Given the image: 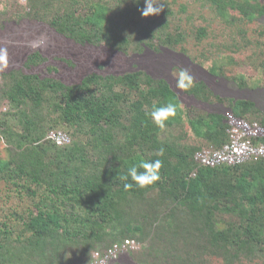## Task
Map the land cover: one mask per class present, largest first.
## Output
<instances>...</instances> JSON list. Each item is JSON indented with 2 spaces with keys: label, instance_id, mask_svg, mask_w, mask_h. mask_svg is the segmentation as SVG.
Wrapping results in <instances>:
<instances>
[{
  "label": "trees",
  "instance_id": "trees-1",
  "mask_svg": "<svg viewBox=\"0 0 264 264\" xmlns=\"http://www.w3.org/2000/svg\"><path fill=\"white\" fill-rule=\"evenodd\" d=\"M204 1L227 19L230 10L248 22L264 13L259 0ZM28 4L27 15L79 43H104L126 52L130 46L141 51V44L155 50L160 45L173 48L182 41V33H167L164 24L158 44L152 42L153 30L140 12L142 0H28ZM168 14L166 9L163 15ZM130 30L140 38L132 42ZM205 35L203 26L196 29V40ZM42 60L33 52L26 64ZM234 81L240 88L246 85L242 79ZM183 92L202 101L210 96L201 81ZM1 96L10 109L0 116V137L12 150L7 159L0 158V181L9 191L24 192L28 203L0 218V264H13L11 258L22 264L87 262L93 249L126 237H146L151 226L152 232L156 226L157 234L164 231L169 244L167 234L177 226L176 234H183V244L193 248L194 256L211 251L226 263L242 252L264 258V158L215 167L193 159L196 150L227 140L224 115L185 118L169 84L141 70L89 73L71 85L11 71L4 77ZM167 103L175 104L177 113L165 125H176L184 117L204 146L159 137L162 128L150 113ZM229 107L245 119L258 113L249 99H230ZM259 120L264 124L263 116ZM49 130L67 133L70 142L58 146L44 139ZM260 141L264 143V137ZM161 150L163 154L157 155ZM156 159L162 161L159 181L139 188L129 180L133 188L124 189L120 176L129 167ZM181 214L190 221L189 227L174 222Z\"/></svg>",
  "mask_w": 264,
  "mask_h": 264
},
{
  "label": "rangeland",
  "instance_id": "rangeland-1",
  "mask_svg": "<svg viewBox=\"0 0 264 264\" xmlns=\"http://www.w3.org/2000/svg\"><path fill=\"white\" fill-rule=\"evenodd\" d=\"M142 1L144 4V0ZM259 2L264 4V0ZM164 3L166 6L158 15L143 18L144 23L148 22V28L153 30L152 42L158 44L157 35L166 24L165 32L172 35L182 33L181 43L173 48L160 45L156 50L141 44V51H135L130 46L124 52L104 43H79L56 32L46 21L27 15L28 0L25 4L14 0L0 1V47L8 50V67L0 68V116L10 109L8 101L1 96V88L5 75L11 71L35 74L39 78H55L71 85L80 82L89 73L121 75L141 70L152 78H162L169 84L178 96L185 118L214 110L213 106L204 103L210 98L201 102L175 86L179 70L186 69L193 76L194 82L204 79L209 84L205 85L210 94L254 100L258 113L249 115L248 118L259 120L261 116L264 117V13L248 22L235 10L229 11L233 18L227 19L204 0H164ZM180 6H185V10L181 11ZM166 9L169 14L165 18L163 13ZM200 26L206 29V35L196 40L195 31ZM127 34L133 36L132 42L135 41L134 38H140L135 31L130 30ZM40 39L44 40L43 46H31L33 41ZM180 47L185 48V51L182 52ZM33 52H38L43 60L26 64L28 55ZM234 78L242 79L246 85L238 87ZM227 105L222 110L216 106L214 111H221L224 115L231 109ZM184 117L176 125H165L159 137L178 144L198 143L200 147L204 146V140L193 137ZM11 150L0 137V158L7 159ZM27 203L24 192L9 191L0 181V218L13 208L21 211ZM177 219L174 222H183L182 228L190 226L185 215L181 214ZM221 219L226 220V215H221ZM155 227L153 232V227H148L151 232H148V236L136 238L140 247L122 255L116 264H264L260 253L247 255L242 252L232 263H226L221 256L211 251L202 254L195 252L194 256L193 248L184 246L183 234H176L177 226L167 234L171 244L166 239L165 232L158 230L157 234ZM165 249L172 251L167 254ZM181 258L185 261L181 262ZM26 260L29 258L25 257ZM11 261L13 264H22V260L19 262L15 258H11ZM88 261L73 262L87 264Z\"/></svg>",
  "mask_w": 264,
  "mask_h": 264
},
{
  "label": "built area",
  "instance_id": "built-area-1",
  "mask_svg": "<svg viewBox=\"0 0 264 264\" xmlns=\"http://www.w3.org/2000/svg\"><path fill=\"white\" fill-rule=\"evenodd\" d=\"M6 2L8 0H0ZM25 4L26 0H14ZM227 140L218 147L205 146L193 153V159L198 165L215 167L221 164L237 165L245 161L264 158V124L257 119L237 117L231 110L224 114ZM44 139L51 140L61 146L70 142L67 133L61 130H49ZM196 170L192 171V175ZM140 247V242L134 237H126L114 241L103 249H93L87 264H116L124 254H129ZM80 264V263H74Z\"/></svg>",
  "mask_w": 264,
  "mask_h": 264
},
{
  "label": "clouds",
  "instance_id": "clouds-1",
  "mask_svg": "<svg viewBox=\"0 0 264 264\" xmlns=\"http://www.w3.org/2000/svg\"><path fill=\"white\" fill-rule=\"evenodd\" d=\"M164 0H144V7L140 9L141 15L147 17L150 15H158L165 7ZM44 45V40L33 41L32 47H41ZM8 67V50L7 48L0 47V68ZM194 85V78L186 69H180L178 75L175 78V86L181 90L188 91ZM231 110V109H228ZM177 113V107L173 103H167L166 105L154 107L150 113L153 122L160 128L165 127V122L169 118H174ZM163 151L157 153L162 155ZM138 168H142L143 171H138ZM162 168V161L156 159L154 161L144 160L137 165H132L127 169L125 174L120 176L121 181H124L123 187L125 190L133 188V183L128 182L131 180L136 187L144 188L155 184L160 180V169Z\"/></svg>",
  "mask_w": 264,
  "mask_h": 264
},
{
  "label": "crops",
  "instance_id": "crops-1",
  "mask_svg": "<svg viewBox=\"0 0 264 264\" xmlns=\"http://www.w3.org/2000/svg\"><path fill=\"white\" fill-rule=\"evenodd\" d=\"M225 94V93H224ZM227 95V94H226ZM189 96H191V97H193L194 98V96L193 95H189ZM218 95L217 94H214V93H212V94H210V96H209V98H210V100L209 101H207V102H204V101H202V100H199V101H201V102H204V103H206V104H208V105H210V106H213V108H214V110H215V107L217 106V107H219L221 110H222V107L224 108V106H226L227 104V108H229V101H230V99H234V98H227L225 95H219L218 97L219 98H221V99H223V102L222 101H219V100H217L215 97H217ZM228 96V95H227ZM241 98H243V97H241ZM236 99H237V97H236ZM239 99V98H238ZM229 100V101H228ZM249 100H251V101H253L255 104H256V102L254 101V100H252V99H249ZM225 102H227V103H225ZM214 110H210V111H208L207 113H220V114H222L223 115V113L221 112V111H214ZM206 113V114H207ZM190 117H192V116H190ZM194 137V136H193ZM196 138V137H195ZM198 139V138H197ZM201 139V138H200ZM201 140H203V139H201Z\"/></svg>",
  "mask_w": 264,
  "mask_h": 264
},
{
  "label": "flooded vegetation",
  "instance_id": "flooded-vegetation-1",
  "mask_svg": "<svg viewBox=\"0 0 264 264\" xmlns=\"http://www.w3.org/2000/svg\"><path fill=\"white\" fill-rule=\"evenodd\" d=\"M198 81H201V82H203L204 84H207V83L205 82L204 79H202V80H199V79H198ZM207 85H209V84H207Z\"/></svg>",
  "mask_w": 264,
  "mask_h": 264
}]
</instances>
